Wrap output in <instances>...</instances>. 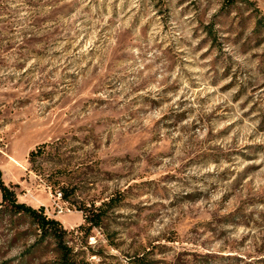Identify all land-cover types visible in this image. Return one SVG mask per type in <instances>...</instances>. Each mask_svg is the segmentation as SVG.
Wrapping results in <instances>:
<instances>
[{
  "label": "rangeland",
  "instance_id": "374dc122",
  "mask_svg": "<svg viewBox=\"0 0 264 264\" xmlns=\"http://www.w3.org/2000/svg\"><path fill=\"white\" fill-rule=\"evenodd\" d=\"M0 169L71 264H264V0H0ZM64 261L0 190V264Z\"/></svg>",
  "mask_w": 264,
  "mask_h": 264
},
{
  "label": "trees",
  "instance_id": "16d2710c",
  "mask_svg": "<svg viewBox=\"0 0 264 264\" xmlns=\"http://www.w3.org/2000/svg\"><path fill=\"white\" fill-rule=\"evenodd\" d=\"M251 2V0H244ZM41 149V148H39ZM37 154V151L31 153L32 158ZM0 190L2 194V205L7 210L14 214H21L31 217L38 225L41 231V237L46 238L52 236L57 240L58 248L60 250L62 260L66 264H71L69 261V254L71 248L65 241V235L67 230L64 229L61 221L50 218L45 214L44 207L35 208L25 202H20L16 191L9 185H7L3 179V171L0 169ZM64 198H67V194L64 193ZM85 216L86 223L91 226H99L102 221L103 211L98 210L97 212L91 211Z\"/></svg>",
  "mask_w": 264,
  "mask_h": 264
},
{
  "label": "built area",
  "instance_id": "2783aa9c",
  "mask_svg": "<svg viewBox=\"0 0 264 264\" xmlns=\"http://www.w3.org/2000/svg\"><path fill=\"white\" fill-rule=\"evenodd\" d=\"M60 206V205H59ZM60 208H61V211H62V207L60 206Z\"/></svg>",
  "mask_w": 264,
  "mask_h": 264
}]
</instances>
